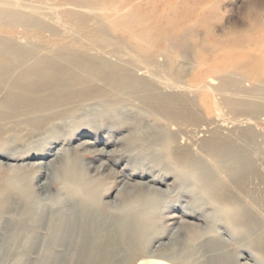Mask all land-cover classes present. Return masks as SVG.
Returning <instances> with one entry per match:
<instances>
[{
    "label": "rangeland",
    "instance_id": "374dc122",
    "mask_svg": "<svg viewBox=\"0 0 264 264\" xmlns=\"http://www.w3.org/2000/svg\"><path fill=\"white\" fill-rule=\"evenodd\" d=\"M22 1L15 3L19 6ZM86 1L40 0L36 3L42 10L35 13L45 23L55 25L56 31L37 32L0 24V36L44 49L62 47L136 65L140 68L138 75L165 92L184 93L196 99L193 109L198 118L167 121L151 112L138 95L116 97L111 93L115 100L86 101L81 110L57 119L56 135L24 122L16 125L10 120L0 121L4 129L0 133V187L9 179L24 177L32 194L27 202L20 190L11 191L5 209L0 211V264H51L52 260L61 264H99L88 253L85 261L78 262V246L66 238L64 243H54L53 238L59 219L66 222L67 218L84 217L79 202L91 199L92 194L98 198L94 223L99 235L111 231L116 237L121 233L127 237L125 243L117 240L113 250L116 262L110 264H152V260L264 264L262 253L251 245L254 241L264 242V113H235L225 105L223 95L215 91L219 77L239 71L240 76H247L239 87L245 91L243 94L264 96V0H123L121 12L127 15L123 19L133 25L129 30L110 22L103 17L108 11L100 10L102 3L109 7L120 0H91L89 9L81 6ZM142 29L149 31L153 47L144 55L136 41L124 35ZM164 30L169 32L165 44L170 43L172 67L168 57L159 54L164 43L156 44V34ZM144 45L145 42L141 44ZM198 54L211 59L208 62L228 60V64L219 63L212 70L207 64L197 63ZM232 62L259 68L262 74L249 77L235 70ZM175 69H181L183 74L179 82L172 73ZM171 134L174 137L167 136ZM214 135L230 139L251 162L241 185L230 182L213 153L206 151L205 143ZM181 148L197 164L200 176L211 173L244 204L255 217L256 230L249 232L246 227L235 232L227 224L222 213L217 212L219 207L205 194L197 168L185 166L178 159L176 151ZM100 149L112 153L106 156L99 153ZM66 159L73 171H83L89 186V194L78 192L77 200L69 193L68 179L56 178L52 172L54 165L63 168ZM160 188L167 192L153 195L152 190ZM130 216L134 217L127 220ZM213 241L216 248L209 245ZM129 242L140 244L141 250L128 259L124 246ZM170 245L186 248L187 262L161 253Z\"/></svg>",
    "mask_w": 264,
    "mask_h": 264
},
{
    "label": "bare ground",
    "instance_id": "6f19581e",
    "mask_svg": "<svg viewBox=\"0 0 264 264\" xmlns=\"http://www.w3.org/2000/svg\"><path fill=\"white\" fill-rule=\"evenodd\" d=\"M25 1L26 0H23L21 4L17 6L15 0H0V24L7 27L21 26L25 29H32L37 32L46 30L53 32L56 31L55 25L53 26L45 23V21L35 13L36 10H42V6L40 7L36 3L40 0H35L33 3H26ZM89 1L91 0H87L84 4H81V6L89 9L92 7V5H88ZM94 4H96V1ZM28 7H31L33 10L28 11ZM122 7H124L123 0H120L117 4L112 3L109 7H106V3H102L100 10L108 11L106 12L107 15H104L103 17L108 18L110 22L113 21V23H118L125 29L129 30L131 24L127 22L129 20L123 19L127 18V15L121 12ZM134 16L136 17L137 15ZM140 31L141 32L139 33L128 31V33H124V35L131 40H135L141 50V54L144 55L153 49L151 46L152 40L148 30L142 29ZM155 39L157 42L154 41ZM155 39L153 41L156 42L157 45H162L164 43L163 50L159 51V54L164 57L167 56L168 63L172 67L174 64V57L169 54V51L171 50L170 43L165 44L166 40V43L169 41V32L165 30L159 31L156 34ZM144 42L146 43V45H144L145 47L141 46ZM140 46L142 48H140ZM196 60L201 66L202 64H207L212 70L219 66V63L226 62L217 61L211 63L208 62L211 61V59H207L201 54L196 56ZM120 62L121 61L113 62L105 56H91L86 53L64 49L62 47L53 50L44 49L37 44H23L10 37L0 36V121L10 120L13 121V123H16V125L20 123L23 124L24 122L25 124L34 126L39 130L45 129L47 130L46 132L49 131V134L52 133V135H56L57 119H63L64 116L69 113L74 114L81 110L83 108V103L86 101L96 99H102L103 101L115 100V97H110L111 93H115L117 95L116 97L121 95L134 96V94H136L138 95L139 100L151 112L163 117L167 121L173 122L177 119L192 121L198 118L197 113L195 114L193 109L196 99H191L185 96L184 93L165 92L162 88L152 83L144 76L138 75L137 71L140 69L139 67ZM226 64H228V60ZM234 64V66H231L235 70L240 69V72H244L245 75L259 77L261 76L259 74H262L259 73V68L245 67L240 63ZM172 73L176 82H179V79L183 75L181 69H175ZM238 73L232 71V73L229 72L226 74L225 72L223 77H219L220 82L216 86L215 91L223 95L225 105L235 113H245L248 111L264 113V96H261V94L257 97L245 96V91L239 87L240 85L242 87V82L247 79V76L242 77V74L240 76ZM202 79L201 75L200 80ZM177 86L181 87L180 85ZM3 130V126L0 125V133H2ZM246 133H248V131ZM167 136L172 138L174 137V134ZM177 136L178 135L176 134V137ZM205 149L206 151L213 153L214 159L221 167V170L228 173L230 182L240 185L242 184L245 169L250 167L251 162L242 153L241 149H239L230 139L219 135H214L213 138L208 140L205 143ZM176 152L177 157L181 160L182 164L195 168L198 167L189 157L188 152L182 148ZM99 153L110 156L112 151L100 149ZM248 165L249 167L246 168ZM54 166L52 167V172H54L56 178L66 177L68 179L67 185L71 188L69 193L72 197L77 200L76 197L78 192L84 193L87 191L89 194V186L84 179L83 171L81 173L73 171L74 167L71 166L67 159L63 168H57ZM192 172L194 173V169ZM201 172L204 171L201 169ZM198 173L200 176L199 170ZM201 176L200 181L205 194L212 198L213 203H216L215 206L219 207L217 212L222 213L221 217L225 219L228 225L235 229V232L236 230L240 231L246 227L249 228V232L256 230L255 217L245 209L244 204L232 194L228 187L220 183L222 181L219 182L217 178L215 179L211 176V173L209 176V174L205 172ZM16 190H20L23 199L30 202L32 194L28 180L24 177H19L15 180L12 178L0 187V211L5 209L7 204L6 198L10 192ZM165 191L167 192V189L160 188L158 190H152L153 195L155 196L163 195ZM96 198V194H92L91 199L86 201L80 200L79 203L82 204L84 208V217L81 220H74L75 218H70L68 220L67 218V221L64 222L59 219L53 232L54 243H64L63 240L66 238L71 245L74 244L76 247L78 246L81 250V252L79 251L78 262L82 260L85 261V253H88L92 255V260L94 262L99 264H110L115 260L113 257V250L118 246L117 240L119 243H125L127 237L125 238L124 233L118 234L119 236L117 235L118 237H116L111 231L105 234V236L99 235L98 226L94 223V207L97 205ZM25 213H27V210ZM188 213H190V216L192 215V212ZM133 217L134 216L127 217V220H132L131 218ZM122 226L124 227L125 225L122 224ZM77 235H80V237L77 238ZM209 245L212 248H216V242L214 241ZM251 245H253L252 247L256 250L260 251L264 258V242L254 241ZM124 247L127 248L128 255H130L128 256V259L132 258L135 253L141 250L140 244H133V242H129V245L127 244ZM142 249H146L145 245ZM187 252L186 248L181 250L175 245L165 246L161 250L162 254L165 253L173 256L181 262L182 260L187 262ZM220 260L223 262L222 259H219V261ZM168 261L171 260L168 259ZM173 261L174 262H171L176 264L175 260ZM50 262L51 264L62 263L59 260L58 262L55 260ZM115 262L116 261H114V263ZM152 262V264H172L170 262L159 260H152ZM227 264H232V262H227Z\"/></svg>",
    "mask_w": 264,
    "mask_h": 264
}]
</instances>
